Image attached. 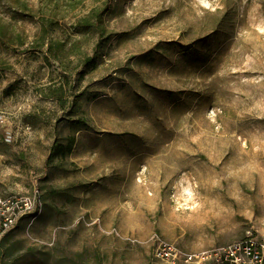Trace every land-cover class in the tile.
Instances as JSON below:
<instances>
[{"label": "rangeland", "instance_id": "obj_1", "mask_svg": "<svg viewBox=\"0 0 264 264\" xmlns=\"http://www.w3.org/2000/svg\"><path fill=\"white\" fill-rule=\"evenodd\" d=\"M35 189L0 264H155L161 240L201 257L264 235V0H0V193Z\"/></svg>", "mask_w": 264, "mask_h": 264}, {"label": "built area", "instance_id": "obj_2", "mask_svg": "<svg viewBox=\"0 0 264 264\" xmlns=\"http://www.w3.org/2000/svg\"><path fill=\"white\" fill-rule=\"evenodd\" d=\"M43 208L38 189L28 194L0 193V239L25 215L36 216ZM154 252L155 264H264V235L250 234L246 239L213 251L201 257L174 249L163 240Z\"/></svg>", "mask_w": 264, "mask_h": 264}, {"label": "trees", "instance_id": "obj_3", "mask_svg": "<svg viewBox=\"0 0 264 264\" xmlns=\"http://www.w3.org/2000/svg\"><path fill=\"white\" fill-rule=\"evenodd\" d=\"M101 18H102V12L101 10L98 9L93 11V17L91 16L88 19L86 18L87 25L90 27L92 26L98 32L100 39H101V35L103 36V26L101 25ZM57 44L58 41L51 42L49 44L50 45L49 52L55 58L56 61L59 59V55L55 53L62 48V46ZM64 48L65 46H63V49ZM49 89L53 91L50 96L59 103H62L65 107H68L65 105V102L66 104L70 103L71 105H73L78 101V95H76V92L67 89L64 84H61L56 87L51 86L49 87Z\"/></svg>", "mask_w": 264, "mask_h": 264}]
</instances>
